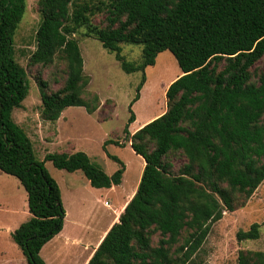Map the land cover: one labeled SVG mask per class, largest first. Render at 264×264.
Returning a JSON list of instances; mask_svg holds the SVG:
<instances>
[{"label": "trees", "instance_id": "trees-1", "mask_svg": "<svg viewBox=\"0 0 264 264\" xmlns=\"http://www.w3.org/2000/svg\"><path fill=\"white\" fill-rule=\"evenodd\" d=\"M37 10L28 64L47 67L58 59L65 67L57 90L35 78L43 121L55 123L68 107L89 114L98 107L97 96L83 99L89 78L73 37L81 30L113 53L127 74L143 72L163 51L176 60L180 76L166 89L165 112L133 134L123 130L144 168L135 194L87 264L192 263L223 211L244 206L264 181V71H255L264 64V0H39ZM24 12L25 0H0V172L14 177L27 197L30 217L12 241L27 264H45L40 251L61 232L65 211L44 162L82 172L95 189L119 185L125 166L109 156L119 165L109 176L82 152L35 159L30 139L12 119L28 94L26 71L14 55ZM98 14H105V26L93 23ZM121 44L141 46L140 62L126 61ZM177 155L183 162L175 168L170 159ZM259 227L237 232V241L257 240ZM233 264H264V253L239 251Z\"/></svg>", "mask_w": 264, "mask_h": 264}, {"label": "rangeland", "instance_id": "rangeland-1", "mask_svg": "<svg viewBox=\"0 0 264 264\" xmlns=\"http://www.w3.org/2000/svg\"><path fill=\"white\" fill-rule=\"evenodd\" d=\"M38 1L25 0V12L14 36L15 60L26 71L28 94L21 108L13 110V121L30 139L38 161L43 162L47 154L82 152L109 176L119 168L109 156H116L125 166L121 185L113 193L104 194L91 188L82 172L68 173L54 168L48 161L44 162L59 187L65 218L62 231L42 248L40 257L45 264H78L86 253L85 244L93 245L104 219L115 209V198L121 197L138 175L140 163L130 146L126 145L123 130L127 127L132 134L140 123L165 112L166 86L180 74V69L171 53L163 51L156 56L155 63L143 72L127 74L121 70L113 53L103 49L97 40L85 38L81 30L73 37L77 40L83 60V72L89 78L83 99L89 102L97 96L98 107L91 114L84 107H68L62 112L63 119L59 122L43 121L35 78L40 76L47 82L48 91L57 90L64 83L65 67L58 59L47 67L28 64L29 56L35 50ZM87 1L95 3L98 0ZM92 21L105 26V14L95 15ZM120 47L126 61L140 62L141 46L121 44ZM255 71L257 74L264 71V64L258 62ZM143 76L145 81L139 91L140 97L130 106ZM131 114L134 116L133 123H129ZM110 140L123 146L109 143ZM170 161L177 168L183 158L177 155ZM105 201L110 204L109 208L104 206ZM29 217L23 188L14 177L0 172V264H27L11 234ZM253 224L260 225L259 238L237 241V232L247 231ZM158 239L157 234L152 237L154 246ZM77 240L80 243H76ZM242 250L264 253V181L244 206L232 212L223 211L222 218L212 224L200 251L190 264H233Z\"/></svg>", "mask_w": 264, "mask_h": 264}, {"label": "crops", "instance_id": "crops-1", "mask_svg": "<svg viewBox=\"0 0 264 264\" xmlns=\"http://www.w3.org/2000/svg\"><path fill=\"white\" fill-rule=\"evenodd\" d=\"M180 76V74L176 77H174L171 81H169V83L167 84L166 86V89L168 88V86L176 79ZM63 116V113H61L59 119L57 120V122H59ZM154 119H148V120H145L143 123H140L138 125L137 128H135V130L132 132V134L137 131L138 129H140L141 127H143L145 124L149 123L150 121H152ZM126 145L130 146L129 143H127ZM125 146V145H124ZM132 153H134L132 151ZM135 154V153H134ZM136 155V154H135ZM136 159H138L139 161V169H138V175L136 176V179L135 181L133 182V184L129 187V189H125L123 192H122V196L121 197H117L115 198V201H114V205H115V209L112 210L111 214L106 217V219H104L103 221V225H102V229L100 230V233H99V237L95 240V242L93 243V245H89V244H85L84 246V250H85V255H84V258L79 261L78 264H87L89 259L92 257L94 251L96 250V248L98 247V245L100 244V242L102 241V239L104 238V236L106 235V233L109 231V229L111 228V226L115 223L118 222V219H119V216L120 214L123 212L125 206L127 205V203L130 201V199L133 197V195L135 194L136 192V189H137V186H138V183H139V180H140V177H141V174H142V170L144 168V160L136 155L135 156ZM125 172V170H124ZM74 173V172H73ZM124 174V173H123ZM122 180V179H121ZM121 183L117 186H112L111 188L109 189H95V191H98V192H102L104 194H111L113 193L116 188H118V186H120ZM91 187V186H90ZM92 188V187H91ZM104 206H106L107 208L110 207V204H108L106 201L104 202ZM29 219V218H28ZM62 229H63V226H62ZM61 229V231H62ZM57 236V235H56ZM48 243V242H47ZM46 243V244H47ZM76 243H80L79 240L76 241ZM45 244V245H46ZM44 245V246H45ZM43 246V247H44ZM42 247V248H43ZM42 250V249H41ZM41 252V251H40ZM40 255V254H39ZM42 259V258H41ZM43 260V259H42ZM44 262V260H43ZM45 263V262H44Z\"/></svg>", "mask_w": 264, "mask_h": 264}]
</instances>
